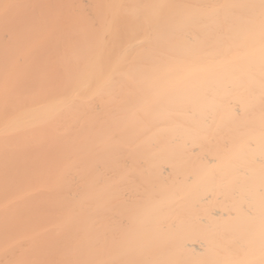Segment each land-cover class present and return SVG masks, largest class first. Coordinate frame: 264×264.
Listing matches in <instances>:
<instances>
[{"label":"bare ground","instance_id":"bare-ground-1","mask_svg":"<svg viewBox=\"0 0 264 264\" xmlns=\"http://www.w3.org/2000/svg\"><path fill=\"white\" fill-rule=\"evenodd\" d=\"M0 264H264L262 0H0Z\"/></svg>","mask_w":264,"mask_h":264},{"label":"snow or ice","instance_id":"snow-or-ice-1","mask_svg":"<svg viewBox=\"0 0 264 264\" xmlns=\"http://www.w3.org/2000/svg\"><path fill=\"white\" fill-rule=\"evenodd\" d=\"M262 3H264V0H262ZM3 7H4L5 9H7V8L9 7V5L4 4Z\"/></svg>","mask_w":264,"mask_h":264}]
</instances>
